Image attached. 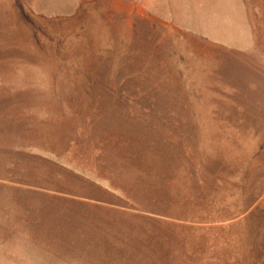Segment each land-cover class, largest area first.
<instances>
[{
    "label": "rangeland",
    "instance_id": "rangeland-1",
    "mask_svg": "<svg viewBox=\"0 0 264 264\" xmlns=\"http://www.w3.org/2000/svg\"><path fill=\"white\" fill-rule=\"evenodd\" d=\"M0 264H264V0H0Z\"/></svg>",
    "mask_w": 264,
    "mask_h": 264
}]
</instances>
